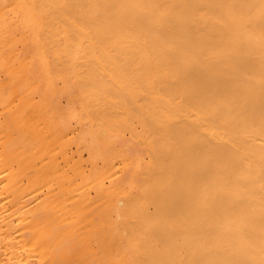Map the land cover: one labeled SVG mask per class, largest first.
<instances>
[{"label": "bare ground", "instance_id": "6f19581e", "mask_svg": "<svg viewBox=\"0 0 264 264\" xmlns=\"http://www.w3.org/2000/svg\"><path fill=\"white\" fill-rule=\"evenodd\" d=\"M0 264H264V0H0Z\"/></svg>", "mask_w": 264, "mask_h": 264}]
</instances>
